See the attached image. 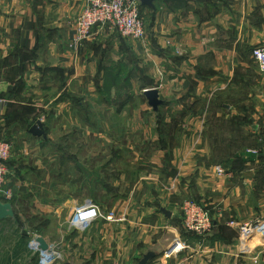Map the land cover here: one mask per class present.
<instances>
[{
	"label": "crops",
	"instance_id": "1",
	"mask_svg": "<svg viewBox=\"0 0 264 264\" xmlns=\"http://www.w3.org/2000/svg\"><path fill=\"white\" fill-rule=\"evenodd\" d=\"M153 4L154 8L146 6L144 10L146 17L153 19V38L141 42L103 27L94 29L74 48L75 21L86 0H0V138L12 144L46 142L51 137L50 127H85L79 110L71 103H94L95 96L103 90V78L122 79L126 73L119 75L116 71L128 64H132L129 77L131 72L135 75V69L141 76L155 74L159 87L154 89L163 101L159 124L185 131L163 134L162 151L158 150L156 138L149 141V136L145 144L134 148L111 145L117 158L129 161V156H134L133 160L142 161L138 167L121 161L112 169L121 175L162 174L166 184L172 170L156 172L150 166L164 153L172 166L177 165L181 180L177 186L157 185L153 191L144 190V198L150 197V191L154 196L147 204L142 202V206L150 207V211L141 212L143 216L135 214L129 221L104 224L99 218L94 220V248L88 262L137 264L145 252L153 250L156 256L147 264H264L260 242L243 251L239 231L230 224L257 222L264 217V70L250 55L251 47L264 44V0H156ZM173 49L181 50L175 63L167 56ZM145 107L149 116V106ZM128 108L133 109V104ZM72 112L77 113V118L72 117ZM93 114L96 116L95 111ZM98 117L94 125L101 127V115ZM214 118L226 125L233 121L240 127V140L232 157L230 148L224 149L225 140H212L204 132ZM151 120H142L140 125L147 127ZM36 121L42 123L45 136L31 135L32 140H28L24 128L29 133ZM82 135L84 140L86 133ZM150 142L156 145L151 147ZM210 143L216 145L213 149L220 151L221 157L225 152L229 159L238 156L237 183L219 178L222 184L209 186L222 191L227 215H212L215 229L211 234L204 238L183 236L177 215L178 196L191 194L192 188L199 190L204 184L197 185L198 176L204 175L206 180L215 175L204 161L210 157ZM257 145L263 148L261 153L246 152V146ZM33 154L38 155L36 148ZM98 171L93 169V174ZM137 185L143 194L149 177ZM71 202L75 205V201ZM158 207H165L171 216L156 212ZM87 235L83 236L85 240ZM178 238L183 248L173 257L164 258V250ZM84 251L89 250H82L81 260L80 247L74 250L76 263L63 260L53 264H85Z\"/></svg>",
	"mask_w": 264,
	"mask_h": 264
},
{
	"label": "rangeland",
	"instance_id": "2",
	"mask_svg": "<svg viewBox=\"0 0 264 264\" xmlns=\"http://www.w3.org/2000/svg\"><path fill=\"white\" fill-rule=\"evenodd\" d=\"M86 6L87 0L84 8ZM145 8L146 6L140 4L139 11L145 30L144 39L137 40L141 42L153 38L150 29L153 19L146 17L148 13H144ZM146 26L149 27L150 34L147 32ZM105 27L117 32L112 28ZM117 34L120 35L118 32ZM169 44L166 41V46H169ZM261 45L264 44H257L250 48V55L255 64L252 50L254 47ZM179 54H181V50L173 49L170 54H167V56L171 57L168 61L175 63L174 58ZM131 66L132 64H128L127 68L122 67L121 71L120 68L119 72L116 71V74L119 75L126 73V76L122 79L103 78V90L99 96H95L94 103L90 101L89 104L85 105H82L83 103H71L79 110L81 119H84L87 126L50 127L51 137L46 142L29 141L12 144L7 141L12 151L7 161L9 171L4 179L2 188L5 193H8V196L0 195V200L12 204L14 218L0 222V264H28L30 262L53 264L63 260L76 263L77 259L74 250L77 247H80L78 255L81 260L82 250H89L84 251L87 254V258L82 263L90 264L91 262H88V259L91 257V251L94 248L93 239H91L94 220L86 224L78 223L75 220V214L79 207H84L88 203L97 206L100 214H102V216L98 217L102 220L100 221L102 224L105 222L129 221V218L135 214L143 216L141 212L145 209L150 211V207L142 206V202L145 201V204H147L153 199L154 193L152 191L154 186L159 185V188H165L167 184H169L168 186H171V184L173 186L178 185L179 180H181L179 169L176 168L177 165L172 166L169 163L164 153L154 162H151L150 166L156 172L159 170H172L170 182L165 184L161 178L162 174L146 175L149 177V185L143 187V194L137 183L144 180L146 176H143V174L121 175V172L112 169L123 160L117 158L119 156L113 153L111 145L114 147L121 145L134 148L136 145H141L142 142L145 144L146 137L149 136V141H153L152 137L156 138L159 144L158 150L162 151L160 141L165 134H170L171 131L175 130L185 131V128L165 127L159 124L158 114L160 106L157 111H154L148 105L145 95H143L144 90L159 87L157 75L150 73V75L141 76L140 73H137L138 70L135 69L133 71L135 75H131V72L129 77L127 72ZM247 83L249 84V81ZM239 96L246 99L242 94H239ZM90 98L93 97L90 96ZM132 104L133 109H127ZM147 105L149 106V116H147L145 107ZM94 111L96 116L93 114ZM99 114L101 115V127L94 125L99 120ZM72 117L77 118V113L72 112ZM148 118L153 120L150 121L147 127H142L140 125L142 120L145 122ZM232 122L226 125L219 119L214 118L211 122V127L204 130L212 140L220 138L225 140L224 149L230 148L231 157L235 155L237 142L240 140V127ZM26 131V128H24L26 138L32 140L31 134ZM83 131L86 133L84 140L82 137ZM144 134L146 135L142 141L141 137ZM150 144L151 147L156 145L155 142H150ZM214 144L210 143V157L204 161L208 164L211 173L214 172L213 174L215 175L213 177L207 176L208 180H204V175L198 176L196 178L197 185H204H201L199 190L197 188L190 189L191 194L186 192V194L178 196L180 213L177 212V215L179 214L181 218L180 224L182 228L180 227V233L183 236L192 235L204 238L215 229L213 214L217 213L220 216H227L224 215L222 191L212 188L218 183L222 184V181L218 180L219 178H225L226 180L229 178L230 180L225 182L236 185V172L240 159L238 156L232 159L226 158V152L221 157L219 155L220 151L213 149L216 146ZM35 148L36 152H38L37 156L33 154ZM245 148L246 152L252 155H257L263 151V148H259L258 145L254 147L246 146ZM249 150L253 152H249ZM133 157L129 156L130 160L123 162L128 163L126 165L129 166H140L139 163L142 161L138 158L133 160ZM95 168L99 169L96 175L93 174V169ZM117 169L123 170L120 167H117ZM231 172L234 175H230ZM189 178L190 176H188L186 182L189 181ZM144 190H152L149 192V198H144L143 195L146 193ZM72 200L75 201V205L72 204ZM186 200H193L208 210L213 223L212 231L209 234L198 236L184 230L182 226V207ZM160 208L158 207L156 212H160ZM263 222L264 217L260 221L247 223L260 225ZM102 224L99 223V225ZM230 224L240 231L241 225L245 223L235 225L231 221ZM82 232H84L83 235L76 237ZM88 233L89 235H87L85 240L83 236ZM37 239L44 242H39ZM238 239L240 242V232ZM175 240L182 244L179 238ZM262 241L258 246L264 248V242L262 243ZM105 242L107 243L106 240H104ZM44 243L47 249L42 248ZM247 248L245 252L251 249L249 245H247ZM44 251L53 256L46 258ZM163 254L164 252L162 256ZM171 257L173 255L167 258Z\"/></svg>",
	"mask_w": 264,
	"mask_h": 264
},
{
	"label": "built area",
	"instance_id": "3",
	"mask_svg": "<svg viewBox=\"0 0 264 264\" xmlns=\"http://www.w3.org/2000/svg\"><path fill=\"white\" fill-rule=\"evenodd\" d=\"M139 0H87V6L79 14L75 21V33L72 46L77 47L83 40L91 36L94 29L109 27L116 30L120 35L142 40L145 30L140 16ZM252 56L258 67L264 70V45L256 46L252 50ZM10 144L0 138V195L8 196L2 186L8 174L7 161L11 156ZM249 152H253L249 150ZM255 152V151H254ZM87 215L88 221L79 219ZM102 216L97 206L86 204L79 207L75 214L78 223H90ZM182 226L185 231L198 236H205L212 231L213 223L206 208L193 200H186L182 207ZM257 224L245 223L240 227V243L243 251L247 249V242L251 240ZM182 243V242H181ZM184 244L174 240L165 250L163 257L167 258L177 254ZM44 256L49 258L52 254L44 251ZM164 264V263H161Z\"/></svg>",
	"mask_w": 264,
	"mask_h": 264
},
{
	"label": "water",
	"instance_id": "4",
	"mask_svg": "<svg viewBox=\"0 0 264 264\" xmlns=\"http://www.w3.org/2000/svg\"><path fill=\"white\" fill-rule=\"evenodd\" d=\"M140 4L142 6H147L150 8H154V1L156 0H139ZM144 95L147 99L148 105L154 110L157 111L158 107L163 103V101L159 97V93L156 89L151 88V89H146L143 91ZM29 133L32 136L35 137H44L45 136V131L43 129V125L40 121H36L30 128H29ZM160 212L166 215L167 217L171 216V213L166 210L165 208H160ZM14 218V210L13 206L10 202H3L0 200V222ZM39 242L43 241L40 239H37ZM44 242V241H43ZM43 249H47L46 244L44 243L42 245ZM156 256V252L153 250H148L145 252L142 257L138 260L137 264H147L151 259H153Z\"/></svg>",
	"mask_w": 264,
	"mask_h": 264
},
{
	"label": "bare ground",
	"instance_id": "5",
	"mask_svg": "<svg viewBox=\"0 0 264 264\" xmlns=\"http://www.w3.org/2000/svg\"><path fill=\"white\" fill-rule=\"evenodd\" d=\"M81 221H88L87 215L84 214L83 218L79 219ZM264 237V222L258 225L254 234L252 235V239L247 242V245L252 246L259 242H261V238Z\"/></svg>",
	"mask_w": 264,
	"mask_h": 264
}]
</instances>
